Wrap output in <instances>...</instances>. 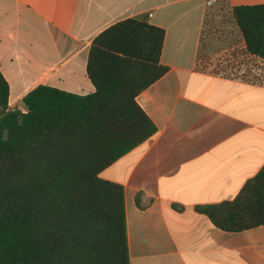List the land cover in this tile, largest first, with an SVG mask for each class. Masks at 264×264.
<instances>
[{
	"label": "crops",
	"instance_id": "obj_1",
	"mask_svg": "<svg viewBox=\"0 0 264 264\" xmlns=\"http://www.w3.org/2000/svg\"><path fill=\"white\" fill-rule=\"evenodd\" d=\"M264 0H0L8 108L38 85L87 95L92 40L146 17L167 71L136 102L155 133L101 171L124 192L129 264H264V226L225 232L196 211L230 201L264 167V59L233 16ZM151 14V17L149 15Z\"/></svg>",
	"mask_w": 264,
	"mask_h": 264
},
{
	"label": "trees",
	"instance_id": "obj_2",
	"mask_svg": "<svg viewBox=\"0 0 264 264\" xmlns=\"http://www.w3.org/2000/svg\"><path fill=\"white\" fill-rule=\"evenodd\" d=\"M233 16L264 59V5ZM164 30L119 21L91 42L87 95L38 85L8 108L0 71V264H129L124 192L103 169L155 133L136 97L167 68ZM225 232L264 226V167L230 201L197 207Z\"/></svg>",
	"mask_w": 264,
	"mask_h": 264
},
{
	"label": "built area",
	"instance_id": "obj_3",
	"mask_svg": "<svg viewBox=\"0 0 264 264\" xmlns=\"http://www.w3.org/2000/svg\"><path fill=\"white\" fill-rule=\"evenodd\" d=\"M221 0H206L207 6H213L214 4L220 2ZM151 17V14L149 15ZM14 110V109H13Z\"/></svg>",
	"mask_w": 264,
	"mask_h": 264
}]
</instances>
